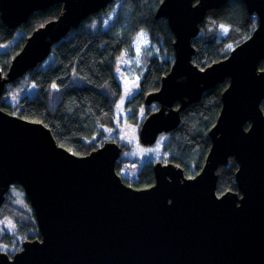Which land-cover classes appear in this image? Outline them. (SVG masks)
I'll return each instance as SVG.
<instances>
[{
    "label": "water",
    "instance_id": "1",
    "mask_svg": "<svg viewBox=\"0 0 264 264\" xmlns=\"http://www.w3.org/2000/svg\"><path fill=\"white\" fill-rule=\"evenodd\" d=\"M227 1L162 0L155 12L174 36L173 61L159 88L144 98L146 106L157 107L140 125L142 145L173 131L184 109L228 81L208 132L210 148L192 178L175 164L155 161L153 184L134 189L115 170L123 150L117 142L77 156L58 146L41 123L0 110V205L12 185L20 186L40 235L12 255L0 251V264H264V0H241L257 24L226 59L204 69L191 62V42L206 13ZM111 2L0 0L8 30L61 5L59 16L34 30L7 72H0V96L43 62L53 44ZM229 158L238 165L240 197L216 195V172Z\"/></svg>",
    "mask_w": 264,
    "mask_h": 264
},
{
    "label": "trees",
    "instance_id": "2",
    "mask_svg": "<svg viewBox=\"0 0 264 264\" xmlns=\"http://www.w3.org/2000/svg\"><path fill=\"white\" fill-rule=\"evenodd\" d=\"M161 1L112 0L100 11L104 14L88 16L52 46L43 62L5 87L0 96V110L41 123L50 130L58 146L77 156L88 155L108 141L99 126H113V110L121 94L114 73L117 59L123 51H131L139 32H143L148 50L141 54L139 88L126 103L128 118L138 125L139 131L145 117L157 107L146 106L144 97L159 88L173 61L174 36L165 18H155ZM60 13L59 4L37 11L15 30H8L0 20V44L9 43L0 51L2 74L7 72L26 38ZM256 24V15H249L241 0H229L220 9L208 11L199 25V33L192 39L195 53L191 62L204 69L224 59L251 34ZM262 68L264 59L259 64V69ZM227 84L225 80L204 92L199 102L181 112L178 126L163 134V154L155 161L177 165L188 178L200 172L211 145L208 132L220 111L221 94ZM261 109L264 113V100ZM140 111L142 118L137 122ZM109 141L118 143L116 138ZM121 147L123 151L128 148ZM123 163L120 160L116 164L117 173ZM152 164L153 161L143 163L134 180L122 178L123 182L134 189L150 187L154 182ZM129 165L132 167L133 162ZM236 170L237 163L232 158L217 170V194L236 191ZM7 220L13 223L14 230L8 233L2 227L0 251L12 255L21 249L23 241L40 239L31 207L21 209L12 195L0 207V225Z\"/></svg>",
    "mask_w": 264,
    "mask_h": 264
},
{
    "label": "rangeland",
    "instance_id": "3",
    "mask_svg": "<svg viewBox=\"0 0 264 264\" xmlns=\"http://www.w3.org/2000/svg\"><path fill=\"white\" fill-rule=\"evenodd\" d=\"M104 13L105 12H100L99 15ZM85 26L86 28H89V25L85 24ZM105 26L106 25H102V28ZM143 34V32H139L133 43L131 51H123L121 56L117 59L114 73L121 86V94L113 110V126H99V130L103 133L104 139L109 140L116 138L118 140V144L128 147L124 151L122 150L121 153V160L125 161V163H123V166L119 171V175L122 178H128L129 180H134L136 178V175L143 163L149 161L155 162V160L159 159V157L163 154L161 150L164 137L163 134L158 136L153 145H142L138 139V125L128 118L129 112L126 109L127 101L131 99L139 88V71H141L142 67L141 54L148 50V42ZM8 45L9 43L0 44V51L5 50ZM152 106L154 105L152 104ZM136 116L137 122H139L142 118L141 111ZM246 127H249V124H246ZM130 162H133L132 167L129 165ZM8 193L9 195L14 196L15 204H17V206L21 209L28 208L29 205L25 201L24 193L20 186L12 185ZM2 227L8 233L13 232L14 230L13 223L9 220L2 222L0 225V231L2 230ZM1 246L2 245H0V247Z\"/></svg>",
    "mask_w": 264,
    "mask_h": 264
},
{
    "label": "bare ground",
    "instance_id": "4",
    "mask_svg": "<svg viewBox=\"0 0 264 264\" xmlns=\"http://www.w3.org/2000/svg\"><path fill=\"white\" fill-rule=\"evenodd\" d=\"M252 32H253V31H252ZM252 32H251V34H252ZM251 34H250L247 38H249V37L251 36ZM247 38H246V39H247ZM246 39H245V40H246ZM245 40H244V41H245ZM244 41H243V42H244ZM241 43H242V42H241ZM241 43H240V44H241ZM237 45H239V44H237ZM237 45H236V46H237ZM233 48H234V47H233ZM233 48H232V49H233ZM232 49H231V50H232ZM231 50L229 51L228 55H227L224 59H226V58L229 56ZM221 60H223V59H221ZM221 60H219V61H221ZM217 62H218V61H217ZM144 98H145V97H144ZM262 102H263V101H262ZM262 102H261V103H262ZM154 104H155V103H154ZM260 108H261V104H260ZM261 110H262V109H261ZM129 115H130V113H129ZM129 115H128V116H129ZM262 115H264L263 112H262ZM250 127H251V126H250ZM250 127H249V129H250ZM157 138H158V137H157ZM156 140H157V139H156ZM101 147H102V145H101L100 147L96 148L95 150L91 151V152L97 151V150H98L99 148H101ZM91 152H90V153H91ZM121 153H122V152H120L119 157H118V158L116 159V161H115V166H116V164L119 163L120 160H121ZM229 159H230V158H229ZM229 159H228V161H229ZM232 159L234 160V158H232ZM234 161H235V160H234ZM235 162H236V161H235ZM227 163H228V162H227ZM236 163H237V162H236ZM226 165H227V164H226ZM122 166H123V165H121L120 169L122 168ZM237 168H238V165H237ZM236 171H237V170H236ZM116 172H117V171H116ZM235 173H236V172H235ZM118 174H119V173H118ZM234 175H235V174H234ZM234 183H235V185H236L235 177H234ZM21 189H22V188H21ZM22 190H23V189H22ZM226 192H236V193L238 194V196L240 197V193H239V191H238V189H237V186H236V191H226ZM226 192H223V193H221V194H217V184H216V195H217L218 197L221 196L222 194L226 193ZM1 193H3V192H1ZM23 193H24V191H23ZM8 195H9L8 191L4 193V195H3L4 201H3V203L0 205V207L3 206V205L6 203V201L8 200ZM24 197H25V194H24ZM25 199L27 200L26 197H25ZM3 252H4V251H3Z\"/></svg>",
    "mask_w": 264,
    "mask_h": 264
},
{
    "label": "snow or ice",
    "instance_id": "5",
    "mask_svg": "<svg viewBox=\"0 0 264 264\" xmlns=\"http://www.w3.org/2000/svg\"><path fill=\"white\" fill-rule=\"evenodd\" d=\"M225 31H227V29H225Z\"/></svg>",
    "mask_w": 264,
    "mask_h": 264
},
{
    "label": "flooded vegetation",
    "instance_id": "6",
    "mask_svg": "<svg viewBox=\"0 0 264 264\" xmlns=\"http://www.w3.org/2000/svg\"><path fill=\"white\" fill-rule=\"evenodd\" d=\"M120 171V170H119ZM122 178V177H121ZM124 178V177H123Z\"/></svg>",
    "mask_w": 264,
    "mask_h": 264
}]
</instances>
